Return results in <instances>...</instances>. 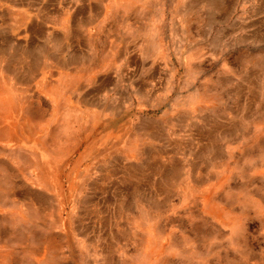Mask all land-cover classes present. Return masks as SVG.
<instances>
[{
  "label": "rangeland",
  "instance_id": "1",
  "mask_svg": "<svg viewBox=\"0 0 264 264\" xmlns=\"http://www.w3.org/2000/svg\"><path fill=\"white\" fill-rule=\"evenodd\" d=\"M154 29L165 73L135 71L115 122H56L0 76V264H264V36Z\"/></svg>",
  "mask_w": 264,
  "mask_h": 264
},
{
  "label": "crops",
  "instance_id": "2",
  "mask_svg": "<svg viewBox=\"0 0 264 264\" xmlns=\"http://www.w3.org/2000/svg\"><path fill=\"white\" fill-rule=\"evenodd\" d=\"M166 24L190 26L194 36L203 29L207 35L215 26L242 30L241 39L257 44L264 36V0H185L183 5L166 0H0V76L13 89L33 95L30 105L40 100L51 108L56 122L75 128L115 122L131 105L134 85L139 86L135 71L143 76L150 67L165 73L162 57L150 66L139 44L152 35L160 40L154 28ZM138 58L143 66L135 62ZM148 75L143 76L147 87L153 85ZM59 162L67 167L71 158Z\"/></svg>",
  "mask_w": 264,
  "mask_h": 264
}]
</instances>
